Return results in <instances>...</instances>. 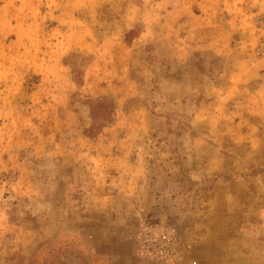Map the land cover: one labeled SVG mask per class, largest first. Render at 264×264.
Wrapping results in <instances>:
<instances>
[{"label":"rangeland","instance_id":"1","mask_svg":"<svg viewBox=\"0 0 264 264\" xmlns=\"http://www.w3.org/2000/svg\"><path fill=\"white\" fill-rule=\"evenodd\" d=\"M0 264H264V0H0Z\"/></svg>","mask_w":264,"mask_h":264}]
</instances>
